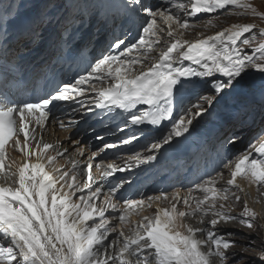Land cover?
I'll use <instances>...</instances> for the list:
<instances>
[{
  "label": "snow or ice",
  "instance_id": "6c2138e0",
  "mask_svg": "<svg viewBox=\"0 0 264 264\" xmlns=\"http://www.w3.org/2000/svg\"><path fill=\"white\" fill-rule=\"evenodd\" d=\"M133 4L137 0H131ZM145 13V23L139 29L136 42L126 43L118 39L112 44L117 49L97 59L87 75H82L74 82L63 83L53 93L39 99L36 103L18 104L7 95H0V174L15 178L16 187L0 184V262L4 264H211V257H219V264H227V251L236 243L226 239L215 229L221 221L227 222L236 217L227 214L224 204L217 207V201H227L232 188L243 191L238 178L246 180L249 185L257 189H264V142L250 144L246 153L240 156L234 164H225L230 167L231 178L226 186L217 187L214 179L197 184L187 196L176 193L169 208H158L154 217H144L135 226L134 234L126 236L123 230L133 209L145 204L144 200H125L122 205L112 201L111 195L105 197L102 207H98L96 200L101 194V188L94 190L91 186L92 167L88 169L87 179L83 187L76 184L74 170L79 167L73 163L71 183L67 178L70 173L64 171L59 177L46 170V163H53L57 156L47 155L53 145L39 143V152L35 153L36 162H31L34 154L26 153L27 159L15 171L8 166L6 172V146L16 137L19 146V135L23 134L24 144L31 148V140L35 139V129L30 131V125L43 126L53 111L57 101L73 102L81 106L86 115L92 108H84L82 97L89 90L96 93L93 101L95 106L109 111L119 109L128 112V122L133 125H160L162 121L172 116V100L178 86L184 82H191V77H214L215 74L225 77V80H216L211 85L214 94H223L230 90L246 70L255 69L264 74V43L254 49L253 54L244 52L243 46L252 47L255 40L256 25L252 23L233 24L216 32L214 35L196 39L193 42L182 39L183 30L189 29L187 17H194L200 13H215L218 10L229 8L242 10L240 15L249 12L253 16H264L258 13L248 0H186V3L176 5L187 16L183 19L174 14L167 7L153 8L140 4ZM211 25L212 21L209 20ZM166 35L172 42L165 50L159 52V58L146 70L142 68L147 53L160 43L163 27ZM260 36L264 37V28H259ZM250 34L248 37L245 34ZM244 37L243 39H241ZM122 49V50H121ZM259 54L257 57L256 54ZM192 61L202 67V71L192 68L178 67V63ZM137 65L141 70L137 71ZM103 83L111 80L113 83L97 89L93 81ZM204 104L212 105L213 99L201 97ZM138 105H146L143 111L132 112ZM194 116H203L207 109L195 105ZM76 109H73L75 113ZM187 114L179 116L169 130L160 138V142L151 145V152L169 144L174 137H182L193 123ZM63 126V125H62ZM135 139V137H133ZM229 143H235L236 138H229ZM122 143H129L128 140ZM19 150L24 152V147ZM65 151H67L65 149ZM255 153V156H253ZM47 155L46 162L43 157ZM154 154L141 157L137 154L133 159L138 164L155 160ZM131 167V165H129ZM118 167L108 164L103 171L104 177L113 176ZM55 171H59L56 169ZM60 181H64L58 188ZM65 184L69 191H63ZM72 189H75L72 191ZM84 189L88 195H83ZM113 191L115 189L113 188ZM192 191L203 193L202 198L192 196ZM79 192V202L73 201V196ZM153 198H149L151 200ZM155 200L168 199L166 195L158 196ZM235 199L240 200L236 195ZM182 201L185 210L178 209ZM194 205V206H193ZM150 206V205H149ZM119 211L120 228L112 226V221L106 217V212ZM203 218L211 215L213 218L204 228L186 226L181 231L182 220L187 216ZM257 212L244 206L240 215L241 223L253 227ZM98 220V222H97ZM92 222L89 224V222ZM211 228L213 230H208ZM207 239H197L198 233H205ZM117 233L122 240L118 250L117 239L109 237ZM226 235H231L228 233ZM107 241V243H106ZM211 244L207 252L203 247ZM113 249L112 252L109 250ZM235 255V254H233ZM135 256L133 262L128 257Z\"/></svg>",
  "mask_w": 264,
  "mask_h": 264
},
{
  "label": "rangeland",
  "instance_id": "374dc122",
  "mask_svg": "<svg viewBox=\"0 0 264 264\" xmlns=\"http://www.w3.org/2000/svg\"><path fill=\"white\" fill-rule=\"evenodd\" d=\"M248 3L252 4L258 13H264V0H248ZM240 12H242V10L229 8L228 10H224L223 13L210 15L205 18L202 22L197 24L200 27L197 26L191 32V34L186 33L184 37L189 40L202 38L204 36L215 34L216 32L221 31L229 26H232L233 24L252 23L257 26L256 29L253 30V32L255 33V40L251 48H249L248 46H243V48L245 53L253 54L255 49L254 45L258 46L260 43H264V37L260 36L258 31L259 28H264V16H253L250 12L246 15H240ZM209 20L212 21L211 25L208 24ZM183 32L186 31L183 30ZM164 33L166 36V32ZM249 35L250 34H248L246 37H248ZM256 55L257 57L259 56L258 53ZM100 151L101 150H99L98 152ZM227 178L228 175L226 174L224 178L219 177L215 180L217 183H221L223 179L228 181L229 179ZM252 186L254 187V185ZM217 187L222 186L218 185ZM254 190L255 192H253L249 187H245L244 191L232 188L231 192L240 196V203L242 202V204L234 205L232 202L229 203L228 201H234L233 199H235V197H231L230 194V197L227 200V205L229 206L226 207L227 211H225L229 214H234L238 211H243L245 204H247L248 207L252 208L258 214L257 217L254 218L253 227L249 228L245 224L241 223L240 216H238L236 217V219L227 222L221 221V224H219L215 229V231H217L219 234L225 235L226 239L236 241L235 245L227 251V264H264V203L263 198L260 201V197L262 195L260 190L258 191L256 187H254ZM202 196L203 194L200 195L199 198H202ZM221 203L223 204V202ZM224 203L226 204V202ZM217 205L220 206V204ZM149 212L150 211H147V213ZM147 213L145 212L144 216L151 218L152 216L147 215ZM151 214H153L152 211ZM188 217L189 219L182 220L181 222L185 226V229L188 225H191L194 228H204L206 225H208V222L213 218L211 215L204 217L203 220L205 221V224L203 226L202 224L196 225L201 220V217L199 215ZM132 222L134 221L132 220ZM140 222L141 221H139V223ZM139 223H137V225ZM208 230L213 229L208 228ZM228 233H231V235H226ZM133 234L134 230L125 233L126 236H132ZM196 238L199 240L207 239L206 232L198 233ZM114 239H117V241L119 240L118 237ZM210 247L211 244L209 243V245L203 247V251L207 252ZM210 259L211 264H219V257H211Z\"/></svg>",
  "mask_w": 264,
  "mask_h": 264
},
{
  "label": "bare ground",
  "instance_id": "6f19581e",
  "mask_svg": "<svg viewBox=\"0 0 264 264\" xmlns=\"http://www.w3.org/2000/svg\"><path fill=\"white\" fill-rule=\"evenodd\" d=\"M108 2H110V3H112V1H108ZM198 25H196V24H192V26H191V30H185L186 32H183V36H182V39H184V40H188V41H190V42H192V41H194V40H196V39H191V40H189V39H187L186 37H184L185 36V34L187 33V34H191V32L197 27ZM198 27H200V26H198ZM230 27V26H229ZM264 27V26H263ZM228 28V27H227ZM188 31V32H187ZM163 33L164 32H166L165 30H163L162 31ZM211 35H214V34H211ZM248 35V33H246L245 34V36H247ZM210 36V35H209ZM166 37H167V35H166ZM204 37H206V36H204ZM203 38V37H202ZM244 37H242L241 39H243ZM197 39H200V38H197ZM168 42H169V40L168 39H166ZM170 41L172 42V39L170 38ZM61 46H62V44H58V48H61ZM254 47H257L256 45H254ZM160 48L161 49H164V47L162 46V45H160ZM216 76H220V74H216ZM222 77V76H221ZM223 78V77H222ZM226 79V78H225ZM246 86H250V88H251V92L250 93H253V92H257V91H259L260 89H264V74H262V73H260L259 71H257V70H255V69H252V70H246V74H243L242 75V78L241 79H239V82L234 86V87H232L231 89H230V93H233L234 95H238L241 91H243L244 89H245V87ZM84 113L81 111V110H78V111H76L75 112V114L73 115V116H70V117H68V118H66V119H64L63 120V122H64V125L62 126V129L61 130H59L58 131V136L60 137V139L59 140H61V141H64V145L66 146V147H69V149H70V154L66 157V160H65V163H66V161H67V159L68 158H72V159H74V160H79L80 162L79 163H81L82 161H85L87 158H88V154L93 150V147L90 145H88V143L87 142H83L82 144H81V146H79V147H75L74 145L76 144V143H78V142H80L81 140H77V134H75L74 135V132L76 131V126H75V124H78L79 122H80V119L82 118V115H83ZM69 124H73L71 127H70V125ZM71 135H74V137H75V140L73 141V142H67L66 141V139L67 138H69ZM101 152H103V150H101L100 152H96V153H98V154H96V155H100L101 154ZM64 163V164H65ZM102 164L103 165H105V162H102ZM122 165L124 166V163H122ZM9 166H10V168H11V170L12 171H15V167L13 166L12 167V165H11V160L9 161ZM228 169V170H227ZM102 171H104V170H102ZM95 174L96 175H99V171L97 170V171H95ZM228 175V178L227 179H230L231 178V169H230V167H228V168H226L224 171H222V172H219L217 175H215L213 178L215 179V178H217V177H225V175ZM101 176H103V173H101ZM227 177V176H226ZM98 178L100 179V177L98 176ZM212 178V179H213ZM238 183L241 185V188L244 190L245 189V187H249L253 192H255V190H254V187H256L255 185H254V187L252 186V185H249L248 184V182L246 181V180H243V179H240V178H238ZM220 185L219 186H222V187H224V186H226V184H227V181L226 180H224L223 179V181L221 182V183H219ZM257 188V187H256ZM247 189V188H246ZM260 190V192H261V197H260V201H261V199L263 198V203H264V197H263V191L264 190H262V189H259ZM258 190V191H259ZM113 195H116V193H113ZM198 194H196L195 196H197ZM199 196V195H198ZM231 197H235L236 196V194L235 195H230ZM229 196V197H230ZM232 199V198H231ZM230 199V200H231ZM234 201H228L229 203H233L234 205H241L242 204V202L240 203V200L239 201H237L236 199H233ZM169 201V203H170V200H168ZM221 202H223V204H224V210L225 211H227V206H229V205H227V201H218L217 202V204H222ZM224 202H226V204L224 203ZM150 205V206H149ZM182 205H183V203H182ZM231 205V204H230ZM264 205V204H263ZM184 206V205H183ZM181 207L180 208V210H185V208L184 207ZM149 207V208H148ZM165 207H167V205H165ZM164 207V208H165ZM217 207L219 208V206L217 205ZM138 208L139 207H137L136 209H133L132 211H131V213H130V215H129V217L132 215V218H131V220H133L134 222H126L125 224H124V228H123V230H124V233H126V232H130V231H132V230H134L135 229V226L137 225V223H139V221H142L143 219H144V213L146 212L147 213V211H150L149 213H147V215H150V216H152L153 214H151V211L153 212L154 211V214H156V209H158V208H161V207H159V203H158V200H153V201H146V203L144 204V205H142V206H140V208L139 209H141V208H143L144 210H142L141 212L138 210ZM148 209V210H147ZM242 212L243 211H238L237 213H234V214H232V213H227V214H229V215H231V216H233V217H238V216H240L241 214H242ZM150 218V217H149ZM152 218V217H151ZM183 220H186V217L183 219ZM134 224V225H133ZM221 224V223H220ZM183 225V224H182ZM222 226V225H221ZM223 227V226H222ZM181 231H185V227H182L181 229H180ZM130 235H131V233H130ZM112 238V236L109 238V239H111ZM120 243H122V240L121 239H119L118 240V243H117V248H116V250H118V247H119V245H120ZM110 252H112L113 251V249H110L109 250ZM130 260H132L133 262L135 261V259H136V257L135 256H129L128 257Z\"/></svg>",
  "mask_w": 264,
  "mask_h": 264
}]
</instances>
